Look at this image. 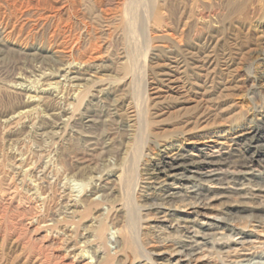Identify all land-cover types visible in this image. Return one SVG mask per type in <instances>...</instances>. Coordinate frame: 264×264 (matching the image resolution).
Masks as SVG:
<instances>
[{
    "label": "rangeland",
    "instance_id": "374dc122",
    "mask_svg": "<svg viewBox=\"0 0 264 264\" xmlns=\"http://www.w3.org/2000/svg\"><path fill=\"white\" fill-rule=\"evenodd\" d=\"M36 1L0 0V264H151V261L164 264L169 259L174 263L178 256H170V247L159 241L165 237L178 239L190 230L200 234L217 232L210 236L211 241L206 246L209 255L203 251L208 257H201V264H236L243 258L264 263L262 199L241 201L236 196L220 197L215 186L207 183L205 187L215 198L204 207L190 208L179 202L170 207L162 205L158 197H146L148 190L144 184V173L167 154L191 152L192 157L200 156L201 159L211 150H227L238 160L234 166L236 170L242 171L243 157L253 155L256 161L264 160V0H234L238 4L233 0H141L140 7L144 6L147 17L137 16L130 27L121 16L126 7L122 1H105L112 2L110 11L113 14L110 11L101 13L97 6L89 4V0H48L53 9L47 0H39L40 4ZM231 4L237 7L234 9ZM114 17L117 18L114 20ZM184 21L189 23L185 28ZM164 30L166 34L174 32L176 43L181 40L179 46L173 42L180 60L186 53L184 48L193 47L195 43H204L207 51L213 48L211 54L220 72L219 80H227L230 85L226 94L223 92L216 99L214 107L218 116L207 124L196 125L195 129L184 131L183 122L196 111L191 107L183 111L181 100H167L168 103L156 106L158 109L145 103L157 60L169 56L167 50L165 53L164 49L163 52L158 49V44L164 45L167 41ZM154 35L160 40L154 39ZM218 35L223 40L215 44ZM92 44L98 45L92 48ZM154 44L157 47L152 46ZM86 54L94 57L88 73L81 71L82 80L76 82L80 83L79 91L83 86L82 92L77 91L72 97L74 88L58 75L51 81L60 79L62 82L54 88L60 90L47 95V101L37 105L26 121L11 118L21 108L25 109V93L20 86L36 89L41 83V72L56 74L67 61L66 64L70 61L75 64L88 58ZM87 77L90 80L86 82ZM84 82L90 85L87 87ZM98 89L105 92L98 94ZM139 96L141 105L134 103ZM131 98L138 105L139 113L133 140L129 139L130 128L121 115ZM120 100L123 103H119ZM56 107L66 109L72 117L55 129L57 134L53 136L47 131L56 120L45 117L54 109V113L57 112ZM182 111L185 115L187 112V118L182 116ZM87 116L93 118V124L86 121ZM136 142L140 144L134 155L138 165L135 164L131 174L136 179L135 186L132 184L126 191L118 175L123 177L127 169L121 158L123 153L134 152ZM263 163H260L262 166L253 164V172L244 179L240 177L247 189H254L255 184L264 179ZM128 214L132 216L133 229L137 233V244L133 247L122 243ZM169 217L183 220L186 217L190 223L181 228ZM101 224L102 235L98 232ZM238 241L240 243H235ZM184 261L180 264H186Z\"/></svg>",
    "mask_w": 264,
    "mask_h": 264
},
{
    "label": "bare ground",
    "instance_id": "6f19581e",
    "mask_svg": "<svg viewBox=\"0 0 264 264\" xmlns=\"http://www.w3.org/2000/svg\"><path fill=\"white\" fill-rule=\"evenodd\" d=\"M38 3L40 2L39 0H37ZM36 1V2H37ZM46 1V0H45ZM44 1V2H45ZM48 1V0H47ZM59 0H57L58 2ZM71 1V0H70ZM106 0H89V4L92 5L93 7L97 6L100 10L101 13L103 14H107L108 11H110L112 8H110L112 5L108 4L105 2ZM122 1L123 4L126 6L123 10L124 13L121 14V16H123V22L126 24V26L130 25L133 23V21L135 20V18L137 16H139V18L142 17H147V15L145 14V8L140 7V1L141 0H117ZM226 1V0H225ZM232 1V0H231ZM234 1V0H233ZM238 1V0H237ZM237 1H234L237 3ZM43 2V1H42ZM54 2V1H53ZM56 2V1H55ZM121 2V3H122ZM233 2V3H234ZM243 2V1H242ZM46 3V2H45ZM74 3V2H73ZM235 3V4H236ZM244 3V2H243ZM246 3V2H245ZM40 4V3H39ZM44 4V3H43ZM48 4L50 6V8L53 9L52 4L49 3ZM64 4V3H63ZM115 4V3H114ZM230 4V1H229ZM228 4V5H229ZM238 4V3H237ZM37 5V4H36ZM73 4L71 3V6ZM64 6V5H63ZM75 6V5H73ZM163 6V5H162ZM235 6V5H233ZM231 4V7H233ZM240 6V5H239ZM244 6V5H243ZM243 6H241L243 8ZM67 7V6H66ZM115 7V6H114ZM119 7V5H118ZM121 7V6H120ZM123 7V5H122ZM237 7V6H236ZM235 7V8H236ZM48 8V7H47ZM63 8V7H61ZM88 8V7H87ZM117 8V7H116ZM115 8V10H117ZM163 8V7H162ZM234 8V7H233ZM234 8V9H235ZM51 9V10H52ZM57 9V8H55ZM114 9V8H113ZM170 9V8H169ZM241 9V8H240ZM49 10V9H48ZM75 10V9H74ZM82 10V9H81ZM244 10V8H243ZM246 10V9H245ZM76 11V10H75ZM118 11V10H117ZM121 12V10H119ZM163 11V10H162ZM170 11V10H169ZM174 11V10H173ZM237 13V9L235 10ZM240 11V10H239ZM250 11V10H249ZM57 12V11H56ZM72 12H74L72 10ZM107 12V13H106ZM111 12V11H110ZM114 12V11H113ZM171 12V11H170ZM182 12V11H180ZM186 12V11H185ZM235 12V14H236ZM241 12V11H240ZM112 13V12H111ZM117 13V12H116ZM119 13V12H118ZM117 13V14H118ZM137 13V14H136ZM162 13V12H161ZM166 13V12H165ZM191 13V12H190ZM86 14V13H85ZM113 14V13H112ZM120 14V13H119ZM173 15V13H171ZM179 14V12H178ZM234 14V13H233ZM242 14V13H241ZM150 15V14H149ZM232 15V14H231ZM237 15V14H236ZM45 16V15H44ZM52 16V15H50ZM48 16V17H50ZM99 16L102 17V14ZM116 16V15H115ZM160 16H162L160 14ZM164 16V15H163ZM167 15H165L164 17H166ZM174 16V15H173ZM180 16V15H179ZM190 16V15H189ZM228 16V15H227ZM225 16V17H227ZM235 16V15H233ZM60 17V15H59ZM69 17V16H68ZM99 17V18H100ZM112 17V16H111ZM156 17V16H155ZM159 17V16H158ZM163 17V18H164ZM172 17V16H171ZM176 17V16H175ZM187 17V16H186ZM223 17V18H225ZM242 17V16H241ZM53 18V17H52ZM61 18V17H60ZM82 18V17H81ZM105 20L107 21V17H104ZM117 17H114V20ZM162 18V17H161ZM163 18L161 21H163ZM169 18V17H168ZM167 18V19H168ZM189 18V17H187ZM186 18V19H187ZM243 18V17H242ZM119 19V18H118ZM138 19V18H137ZM170 19V18H169ZM175 19V18H174ZM191 19V16H190ZM190 19H188L187 21L189 22ZM235 19V18H234ZM241 19V18H239ZM244 19V18H243ZM58 20V19H57ZM104 20V19H103ZM110 21V19H108ZM152 20V19H151ZM156 20V19H155ZM176 20V19H175ZM223 20V19H222ZM154 21V20H153ZM152 21V22H153ZM157 21L160 22V19L158 18ZM170 21V20H169ZM225 21V19H224ZM223 21V22H224ZM247 21V20H245ZM54 22V21H52ZM102 22V21H101ZM117 22V21H116ZM115 22V23H116ZM171 22V21H170ZM178 22V21H177ZM184 21L183 22V27L187 26L189 23ZM234 22V21H233ZM244 22V21H243ZM114 23V22H113ZM118 23V22H117ZM120 23V21H119ZM157 23V22H155ZM154 23V24H155ZM162 23V22H160ZM188 23V24H187ZM24 24V23H23ZM59 24V23H56ZM108 24V22H107ZM122 23H120L121 25ZM178 24V23H177ZM191 24V23H190ZM119 25V24H118ZM116 25V26H118ZM124 25V24H123ZM121 25V26H123ZM162 24H160L159 26H161ZM173 25V24H172ZM179 25V24H178ZM177 25V26H178ZM218 25V24H217ZM216 25V26H217ZM236 25V24H235ZM61 26V25H60ZM120 26V28H121ZM181 26V25H180ZM190 26V25H189ZM192 26V25H191ZM190 26V27H191ZM220 26V25H219ZM52 27V26H51ZM58 27V26H57ZM62 27V26H61ZM66 27V26H65ZM90 27V26H89ZM162 27V26H161ZM176 27V26H175ZM184 27V28H185ZM201 27V26H200ZM207 27V26H206ZM211 27V25H210ZM218 27V26H217ZM55 28V27H54ZM96 28V27H95ZM116 28V27H115ZM119 28V27H118ZM208 28V27H207ZM212 28V27H211ZM230 28V27H229ZM56 29V28H55ZM63 29V28H62ZM61 29V30H62ZM117 29V28H116ZM128 29V28H127ZM159 29V28H158ZM183 29V28H182ZM181 28L180 30L183 31ZM220 29V28H219ZM231 29V28H230ZM58 30V29H57ZM60 30V29H59ZM60 30V31H61ZM95 30V29H94ZM97 30V29H96ZM101 30V29H100ZM154 30V29H153ZM157 30V29H156ZM162 30V29H161ZM166 30V29H165ZM165 30L163 31V33L166 34ZM174 30V29H173ZM179 30V31H180ZM205 30V29H204ZM218 30V29H217ZM222 30V29H221ZM242 30V29H241ZM46 31V30H45ZM67 32V30H65ZM64 31V32H65ZM130 31V29L128 30ZM155 31V30H154ZM176 31V30H175ZM185 31V30H184ZM207 31V29H206ZM228 31V30H227ZM233 31V30H232ZM90 32V31H89ZM89 32H87L89 34ZM95 32V31H94ZM121 34L123 31H120ZM149 32V31H148ZM157 32V31H156ZM168 32V31H167ZM204 32V31H203ZM209 32V31H208ZM218 32V31H217ZM60 33V32H59ZM62 33V32H61ZM162 33V35H163ZM177 33V32H176ZM210 33V32H209ZM207 33V34H209ZM227 33V32H226ZM230 33V32H229ZM69 34V33H68ZM91 34V33H90ZM93 34V32H92ZM91 34V35H92ZM130 34V32H129ZM158 34V33H157ZM174 34V32H173ZM173 34L171 33H167L166 35H164L165 39H167V41L164 43V45H160L158 44V49L160 51H162L164 49L167 50L169 52V56L165 57V59H160L157 60L158 62H156L155 64V70L153 71V78L151 80V84H150V88H149V93L147 94L146 97V106H150V108H154L160 104H162L163 102L167 101V100H172V99H177V100H181L182 105L181 108H183L182 110L185 111L184 109L187 108H193L196 112L194 114V116L187 118V112L186 115L184 114V112L182 111V116L185 115V117L187 119H185V121L183 122V128L184 131L189 130V129H193L196 125H200L201 123L203 124H207L211 119H214L215 116H218L217 112H215V103H217L216 99H218L220 97V95H223L225 93V91H227L230 88V85L227 84V80L222 82V80H219V71L216 70V61L214 60L213 57V53L211 54L212 49L210 50H206L204 49V43H193L195 46L190 47V48H184V50H186V53L184 52V58L182 57V60H180L179 57H177L178 50L176 51V48L174 47L173 42L176 43V38L175 36L173 37ZM181 34V33H180ZM186 34V32H185ZM214 34V33H213ZM225 34V33H224ZM54 35V33H53ZM56 35V34H55ZM87 35V34H86ZM95 35V34H94ZM117 35V34H116ZM125 35V33L123 34V36ZM175 35V34H174ZM247 35V34H246ZM245 35V37H246ZM132 36V34H131ZM155 36V35H154ZM152 36V37H154ZM177 36V35H176ZM185 36V35H184ZM188 36V35H187ZM200 36V34H199ZM53 37V36H52ZM58 37V36H57ZM74 37V36H73ZM98 36L96 35V38ZM127 37V36H126ZM133 37V36H132ZM160 37V36H159ZM179 37V36H177ZM183 37V36H182ZM237 37V36H236ZM2 38V37H1ZM0 38V39H1ZM56 38V37H55ZM86 38V37H85ZM88 38V37H87ZM90 38V36H89ZM157 39L158 37L155 36L154 39ZM186 38V36H185ZM190 38V37H189ZM53 39V38H52ZM64 39V38H63ZM77 39V38H76ZM75 39V42H76ZM93 39H95L93 37ZM137 39V38H136ZM159 39V38H158ZM184 39V38H182ZM187 39V38H186ZM191 39V38H190ZM195 39V38H194ZM244 39V37H243ZM90 40H92L90 38ZM160 40V39H159ZM180 40V39H178ZM177 40V42H178ZM223 40L222 37H220L219 35L217 36V38L215 39V44H219V42ZM229 40V39H228ZM239 40V39H238ZM1 41V40H0ZM64 41V40H63ZM158 41V40H155ZM154 41V42H155ZM164 41V40H163ZM181 41V40H180ZM179 41V42H180ZM91 42V41H90ZM153 42V43H154ZM176 43V45L179 44ZM183 42V40H182ZM187 42V41H186ZM204 42V41H203ZM231 42V40L229 41ZM93 43V41L91 42ZM96 43V39L95 42ZM99 43V42H98ZM135 43V42H134ZM152 43V44H153ZM163 43V42H162ZM235 43V42H233ZM1 44V43H0ZM50 45V44H49ZM89 45V44H88ZM96 44H92V48H94L93 46H95ZM98 45V44H97ZM96 45V46H97ZM151 45V44H150ZM157 47V44H154L152 46ZM182 45V43H181ZM210 45V43H209ZM230 45V44H229ZM238 45V44H237ZM95 46V47H96ZM179 46V45H178ZM242 46V45H241ZM49 47V46H48ZM72 47V46H71ZM130 47V46H129ZM185 47V46H184ZM217 47V46H216ZM227 47V46H226ZM240 47V46H239ZM89 49L91 48L90 46L88 47ZM99 48V46H98ZM181 48V47H180ZM183 48V47H182ZM207 48V46H206ZM225 48V47H224ZM96 49V48H95ZM156 49V48H155ZM191 49V50H190ZM84 50V49H83ZM88 50V49H87ZM151 50V49H150ZM240 50V49H239ZM37 51V50H36ZM86 51V50H85ZM158 51V50H157ZM165 51V53L167 52ZM229 51V50H228ZM46 52H49L48 50ZM63 52V51H62ZM93 52H96L95 50ZM130 52V51H129ZM152 52V50H151ZM163 52V51H162ZM87 53V52H86ZM131 54V53H130ZM133 54V53H132ZM158 56L160 53H157ZM235 54V53H234ZM240 54V53H239ZM46 55V54H45ZM83 55V54H82ZM88 55V54H86ZM85 55V56H86ZM91 55V54H90ZM220 55V54H219ZM237 55V54H236ZM41 56V55H40ZM92 56V55H91ZM101 56V55H100ZM99 56V57H100ZM181 56V55H180ZM221 56V55H220ZM229 56V55H228ZM52 57V56H51ZM94 57V56H93ZM93 57H89L88 58H82L80 60H78L75 64H71V61L68 64H64L61 67H59L57 69L56 74H52V73H45V72H41L39 74V78L41 79V83L39 84V86H35L36 89H31L30 87L27 88V86L24 87H19L21 90L24 91L25 96L24 101H25V109L18 111L17 113H15V115H13L11 118H25L28 117L33 113L34 109L37 107V105H40L42 103H44L45 101H47V95L55 92L57 89H54L56 87V85L60 84L62 81L59 80H54L51 81V79H53L54 77H57L58 75L62 77V80H64V82L68 83L70 85V87L72 86L73 89V95L74 93L78 92H82V88L83 86H81V91H79L80 87L78 83H76L79 80H82V78H80V73L82 74V72H87L90 70L91 65L93 64V62H91V58ZM97 57V56H96ZM98 57V58H99ZM149 57V56H148ZM153 57V56H152ZM162 57V56H161ZM186 57V58H185ZM65 58V57H63ZM80 58V57H78ZM97 58V59H98ZM157 58V57H156ZM224 58V57H223ZM54 59V58H53ZM76 59V57L74 58ZM187 59V60H186ZM238 59V57H237ZM240 59V58H239ZM65 60V59H64ZM90 60V61H89ZM94 60H96L94 58ZM101 60V59H100ZM156 60V59H155ZM189 60V61H188ZM60 61V60H58ZM75 61V60H74ZM153 61V60H152ZM188 61V62H186ZM234 61V60H233ZM236 61V60H235ZM91 62V64H90ZM186 62V63H185ZM223 62V61H222ZM221 62V63H222ZM61 63V62H60ZM96 63V62H95ZM101 63V62H99ZM149 63V62H148ZM117 64V63H116ZM220 64V63H219ZM227 64V63H226ZM230 64V63H229ZM237 64V63H236ZM98 65V63H97ZM105 65V64H103ZM138 65V64H137ZM60 66V65H59ZM95 66V65H94ZM99 66V65H98ZM101 66V65H100ZM99 66V68H100ZM148 66V65H147ZM152 66H154L152 64ZM226 66V65H225ZM58 67V65H57ZM96 67V66H95ZM151 67V66H150ZM148 68L147 69H151L152 68ZM128 69V68H127ZM132 69V68H131ZM97 70V69H96ZM95 70V71H96ZM222 70V69H221ZM238 70V69H236ZM82 71V72H81ZM128 71V70H127ZM231 71V70H230ZM230 71H228V74L231 73ZM233 71V70H232ZM235 72V71H234ZM70 73H74V75L70 76ZM88 73V72H87ZM97 73V72H96ZM92 74V73H91ZM149 74V73H148ZM79 75V76H78ZM84 75V74H83ZM231 75V74H230ZM229 75V76H230ZM96 76V75H95ZM98 76V75H97ZM96 76V78H97ZM102 76V75H100ZM136 76V75H135ZM151 76V74H150ZM217 76V77H216ZM82 77V76H81ZM85 77V76H84ZM223 77V76H222ZM237 77V76H236ZM90 78V77H89ZM88 77L86 80V82L88 80H90ZM99 78V77H98ZM39 79V80H40ZM228 79V77H227ZM230 79V78H229ZM25 80V79H23ZM92 80V78H91ZM96 80V79H95ZM132 80V79H131ZM130 80V82H131ZM244 80V79H243ZM242 80V81H243ZM29 82V80H27ZM239 81V80H238ZM26 82V81H25ZM32 81H30L31 83ZM96 82H99L98 80ZM108 82V81H107ZM129 82V84H130ZM240 82V81H239ZM20 83V82H19ZM18 83V84H19ZM65 83L63 85H65ZM83 83V82H82ZM85 83V82H84ZM91 83V82H89ZM95 83V82H94ZM21 84V83H20ZM86 84V83H85ZM93 84V82H92ZM96 84V83H95ZM14 85V84H13ZM54 85V86H53ZM82 85V84H81ZM87 85V84H86ZM90 85V84H89ZM87 85V87L89 86ZM106 85V84H105ZM245 85V84H244ZM68 86V85H67ZM108 86V85H106ZM16 87V86H15ZM60 87V86H59ZM62 87V86H61ZM65 87V86H64ZM70 87L68 86V88L70 89ZM85 87V86H84ZM86 87V88H87ZM113 87V86H112ZM140 87V86H139ZM244 87V86H243ZM67 88V89H68ZM102 88V87H100ZM97 89V88H96ZM60 90V88L58 89ZM57 90V91H58ZM84 90V89H83ZM231 90V89H230ZM107 91V90H106ZM22 92V91H21ZM72 92V91H71ZM98 94L100 92L104 93L105 90L104 89H98ZM224 92V93H223ZM58 93V92H57ZM56 93V94H57ZM95 92H93L94 94ZM115 93V92H113ZM126 93V91L124 92ZM54 94V93H53ZM78 94V93H77ZM127 94V93H126ZM129 94V93H128ZM127 94V95H128ZM226 94V93H225ZM81 96V95H80ZM96 96V95H95ZM100 96V95H99ZM103 96V95H102ZM116 96V95H115ZM126 96V95H125ZM131 97V95H130ZM70 98V97H69ZM76 97H74L75 99ZM121 98H123L121 96ZM133 98V97H132ZM131 98L132 101H128L125 105V109L122 111L123 113L121 114L123 117H125L126 122L128 124V128H130L129 132H130V138L132 139V137H134L135 134V125L138 121V105L136 106V104L134 103H139L141 105V100H140V96L137 98V102L133 103V99ZM46 99V100H45ZM73 99V98H72ZM98 99V98H97ZM100 99V98H99ZM120 99V98H119ZM54 100V99H53ZM77 100V99H76ZM117 100V99H116ZM114 102H117V101ZM222 100V99H221ZM224 100V99H223ZM136 101V100H135ZM112 102V101H111ZM110 102V103H111ZM170 102V101H169ZM173 102V101H171ZM119 103H123L121 100L119 101ZM148 103V104H147ZM166 103V102H165ZM168 103V101H167ZM164 105V104H163ZM118 106V105H117ZM223 106V105H222ZM221 106V107H222ZM23 107V106H22ZM63 107V106H62ZM218 107V106H217ZM57 108V107H56ZM66 108V107H65ZM69 108V107H68ZM147 108V107H146ZM146 108L144 109L146 111ZM149 108V107H148ZM157 108V107H156ZM168 108V107H167ZM232 108V107H231ZM158 109V108H157ZM160 109V108H159ZM233 109V108H232ZM56 110V109H54ZM51 114H48V117H45L47 119H55L56 121H53L50 124V130L47 131V133L51 134L54 136V134H57L55 131V129L62 127L63 124L66 123V121L68 122V119H70V114L66 109H58L57 108V112ZM120 110V108H119ZM151 110V109H150ZM176 110V109H175ZM174 110V111H175ZM144 111V112H145ZM170 111V110H169ZM168 111V112H169ZM172 111V110H171ZM192 111V110H191ZM226 111V110H225ZM52 112V111H51ZM118 112V111H117ZM155 112V111H154ZM173 112V111H172ZM223 112V111H222ZM37 113V112H35ZM71 113V112H70ZM73 113V112H72ZM121 113V112H120ZM152 113V112H151ZM159 113V112H158ZM157 113V115H158ZM162 113V112H161ZM160 113V114H161ZM164 113V112H163ZM46 114V115H47ZM116 114V113H115ZM146 114V113H145ZM156 114V113H155ZM153 114V115H155ZM173 114H175L173 112ZM178 114V113H177ZM189 115L190 112L188 113ZM87 115V114H86ZM227 115V114H226ZM159 116V115H158ZM169 116V115H168ZM172 117V114L169 116ZM180 117H182L181 115H179ZM72 117V116H71ZM89 117L86 121L89 122L90 124L94 123L93 118H90L91 116H87ZM176 117V116H175ZM174 117V118H175ZM179 117V119H180ZM220 117V115H219ZM31 118V117H30ZM39 118V117H38ZM32 119V118H31ZM72 119V118H71ZM124 119V118H123ZM124 119V120H125ZM219 119V118H218ZM8 120H11L10 118ZM15 120V119H14ZM29 120V119H28ZM41 120V118H40ZM181 120V119H180ZM220 120V119H219ZM19 121V119H18ZM26 121V120H25ZM48 121V120H47ZM105 121V120H104ZM179 121V120H178ZM15 122V121H14ZM29 122V121H28ZM180 122V121H179ZM32 123L34 124V121H32ZM178 123V122H177ZM259 123V122H258ZM32 124V125H33ZM45 124V121H44ZM125 124V123H124ZM67 125V124H66ZM65 125V126H66ZM85 125L87 126V124L85 123ZM30 126V125H29ZM94 126V125H93ZM180 126V125H179ZM34 127V126H33ZM88 127V126H87ZM182 127V125H181ZM46 128V127H45ZM178 128V127H177ZM259 128V127H258ZM29 129V127H28ZM195 129V128H194ZM257 129V128H256ZM140 130V129H139ZM35 131V130H34ZM42 131V130H41ZM60 131V130H58ZM63 131V130H62ZM31 132V131H30ZM258 132V131H257ZM59 134V133H58ZM45 135V133H44ZM48 135V134H47ZM61 135V134H60ZM127 135V134H126ZM140 136V135H139ZM127 137V136H126ZM129 137V134H128ZM246 139V138H245ZM133 140V139H132ZM140 140V138H139ZM248 140V139H247ZM128 141V140H127ZM257 141V140H256ZM129 143V142H128ZM134 143V142H133ZM137 143V142H136ZM135 143V144H136ZM140 143V141H139ZM137 143L136 145L134 144L133 153H130V155L128 153H123V157L121 159H123L122 161L126 162L127 164V169L124 170L123 172V177L121 176V174H118L119 180L120 182H123L124 187L126 188V191H129V189L134 185V180L136 181V179L134 178V176H131V174L135 171V164H137V160L138 158L135 159L136 156V150L138 148H140V144ZM245 143V142H244ZM247 143V142H246ZM126 144V143H125ZM243 144V142H242ZM240 144V145H242ZM264 144V143H263ZM128 145V144H127ZM259 145V144H258ZM239 146V145H238ZM263 146V145H262ZM261 146V147H262ZM125 148L128 146H124ZM264 147V146H263ZM124 148V149H125ZM236 148V146H235ZM240 149V148H239ZM122 150V149H121ZM120 150V151H121ZM130 151V150H127ZM126 152V151H125ZM204 152V151H203ZM138 153V151H137ZM140 153V152H139ZM172 153V152H171ZM174 153V152H173ZM254 153V152H253ZM132 154V155H131ZM244 154V153H243ZM135 155V156H134ZM139 156V155H138ZM242 157V156H241ZM120 158V157H119ZM256 158V157H255ZM253 157V155H250L249 157H243V162L240 164V166L244 169L242 171V169L237 167L235 168L234 166H236V161L233 159L232 153L231 152H221L219 149L218 150H211V152L206 153L205 155H203V157L200 159L199 157H192L191 156V152L188 153H175V154H167L165 156H163V158H161L155 165H153L152 168L148 169L145 173H144V184L146 185V188L148 190V192L146 193V197L150 196V198H156L158 197L161 201V204L164 205L166 204V206H172L177 205L176 202L182 203L184 205H188L190 208H200V207H204L209 200H212L213 196H210V191L205 187L207 186V183H212L215 187L216 190L219 191V196L220 197H225V198H229L232 196H236L238 198H240V200L242 201V199L245 198H253V199H262L264 201V179L262 181H260V183L255 184L254 189H247V187L245 186L244 182L242 179L245 178V175L250 174L253 172L254 169H251V166L253 164L255 165H261V162H264V160L260 161L257 160ZM263 158V157H262ZM136 160V162H135ZM19 163V162H17ZM122 163V162H121ZM41 165V164H40ZM121 165V164H120ZM123 165V163H122ZM138 165V164H137ZM264 165V163H263ZM237 166H239L237 164ZM262 166V165H261ZM148 168V167H147ZM256 168V167H255ZM34 169V168H33ZM123 169V168H122ZM240 169V170H239ZM262 169V168H261ZM117 170V169H116ZM138 170V169H137ZM136 170V171H137ZM145 170V169H143ZM121 172V171H119ZM260 172V171H259ZM262 173V172H261ZM137 176V175H136ZM249 176V175H248ZM252 176V175H251ZM263 176V175H262ZM240 177L242 179H240ZM258 178V177H257ZM261 178V177H260ZM252 179V178H251ZM53 180V179H52ZM98 181V180H97ZM118 181V180H117ZM197 181V184H196ZM116 184H119L116 183ZM133 184V185H132ZM77 185V184H76ZM144 185V186H145ZM250 185V184H249ZM97 186V185H96ZM106 186V185H105ZM135 186V185H134ZM88 187V186H87ZM117 187V186H116ZM97 188V187H96ZM104 188V187H102ZM108 187L106 186V189ZM115 188V187H113ZM122 188V187H120ZM95 190V189H94ZM102 190V189H101ZM116 190V189H115ZM120 190V189H119ZM93 191V190H92ZM104 191V190H102ZM113 191V189H112ZM217 191V193H218ZM95 192V191H94ZM107 193V192H106ZM109 193V192H108ZM216 193V192H214ZM103 194V192H102ZM105 194V193H104ZM107 195V194H106ZM108 196V195H107ZM126 196V195H125ZM218 196V197H219ZM72 197V196H71ZM106 198V197H105ZM69 199V198H68ZM114 199V198H113ZM157 199V198H156ZM157 201V200H156ZM72 202V201H71ZM154 202V201H153ZM76 203V202H75ZM71 204V203H70ZM69 204V205H70ZM73 204V203H72ZM153 204V203H151ZM156 204V203H155ZM81 206V205H80ZM165 206V205H164ZM66 207V206H65ZM121 208V207H120ZM161 208V207H160ZM163 208V207H162ZM67 209V207H66ZM63 208V210H66ZM72 209V208H71ZM115 209V208H114ZM70 210V209H69ZM67 210V212L69 211ZM167 210V209H166ZM165 210V211H166ZM74 211V210H73ZM72 211V212H73ZM117 211V210H116ZM120 211V210H119ZM121 213V212H120ZM130 213V212H129ZM133 213V212H132ZM67 214V213H66ZM65 214V215H66ZM70 214V213H69ZM169 214V213H168ZM68 215V214H67ZM114 216V215H113ZM120 216V215H119ZM127 216V223L125 224L126 226L124 227V231L122 232V243L124 246L127 247H133L136 246L137 244V236H136V232H134L133 229V225H132V220L131 219V215L128 214ZM158 216V215H157ZM166 216V215H165ZM98 217V216H97ZM116 217V216H115ZM118 217V216H117ZM160 217V216H159ZM167 217V216H166ZM164 217V219L166 218ZM181 217V216H180ZM93 218V217H92ZM113 218V217H112ZM125 218V217H124ZM123 218V219H124ZM158 218V217H157ZM186 218V217H185ZM184 220L183 219H179V218H174V217H169V220L172 222H174L173 224L181 227V228H186L185 225H188L190 222L188 220ZM99 219V218H98ZM161 219V218H160ZM163 219V220H164ZM97 220V219H96ZM95 220V221H96ZM93 221V220H92ZM99 221V220H98ZM123 221V220H122ZM94 222V221H93ZM97 222V221H96ZM92 223V222H91ZM100 223V222H98ZM96 223V224H98ZM125 223V221H124ZM171 225V223H169ZM90 226V225H88ZM94 226V225H93ZM135 226V225H134ZM98 227V226H97ZM96 227V229L98 230V228ZM193 227V226H192ZM69 228V227H68ZM88 228V227H87ZM90 228V227H89ZM173 228V227H172ZM211 227H209L210 229ZM191 229V227L189 228ZM211 230V229H210ZM104 231V228L101 226L99 227V234L102 235ZM178 231V230H177ZM84 232V231H83ZM183 232V231H182ZM188 232V234H183L182 236H180V238L178 239H173L170 237H165V238H161V241L164 245H167L170 247L169 250V255L170 256H178V258L176 259V261H174V263H172V260L169 259L168 262H165L164 264H180L181 260H185L186 264H201L199 262V259L203 256H206L208 254L207 252V244L211 241L209 238L212 235H215L217 232H206V233H191L192 230L190 231H185ZM92 233V232H91ZM136 233V234H135ZM219 236V235H218ZM221 236V235H220ZM223 236V235H222ZM227 236V235H226ZM163 237V236H162ZM139 239V238H138ZM65 241V240H64ZM88 241V240H87ZM213 241V240H212ZM217 242V241H216ZM82 243V242H81ZM235 243H240L235 242ZM120 244V243H119ZM218 244V243H217ZM216 244V245H217ZM219 245V244H218ZM222 246V245H221ZM209 248V247H208ZM131 249V248H129ZM210 249V248H209ZM203 251L207 252V254H204ZM210 252V251H209ZM78 255V254H77ZM209 255V254H208ZM207 255V257H208ZM183 257V259H181ZM98 259V258H97ZM95 260V259H94ZM151 260V259H150ZM210 260V259H209ZM252 259L250 258H243L240 260V262H236V264H264L261 262H251ZM148 261V260H147ZM184 261V262H185ZM151 264H157L155 262L151 261Z\"/></svg>",
    "mask_w": 264,
    "mask_h": 264
}]
</instances>
